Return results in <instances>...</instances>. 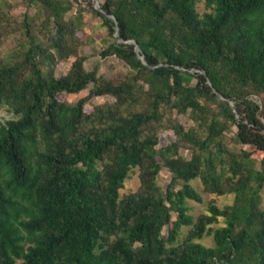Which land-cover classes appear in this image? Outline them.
Segmentation results:
<instances>
[{"label": "trees", "instance_id": "1", "mask_svg": "<svg viewBox=\"0 0 264 264\" xmlns=\"http://www.w3.org/2000/svg\"><path fill=\"white\" fill-rule=\"evenodd\" d=\"M25 1L36 10L17 21L0 0V105L16 115L0 124V264H264V0H100L122 42L89 0L113 36L100 55L131 69L118 83L85 68L83 8L65 17L79 0ZM163 129L174 138L162 145ZM136 167L137 188L121 193ZM195 179L232 203L194 218ZM208 235L213 246L196 241Z\"/></svg>", "mask_w": 264, "mask_h": 264}, {"label": "rangeland", "instance_id": "2", "mask_svg": "<svg viewBox=\"0 0 264 264\" xmlns=\"http://www.w3.org/2000/svg\"><path fill=\"white\" fill-rule=\"evenodd\" d=\"M7 1L10 4H12V7L10 8V13L16 18L17 21H21L25 13L34 14L36 10L34 5L28 3L25 0H7ZM65 1H70V0H65ZM78 3L75 2L73 3L74 7L66 13L65 17L66 18L72 17L78 11L77 8H79L80 6L81 8H83V10H81L82 24H81V28L77 31V35L81 39V44L78 48V53L86 56L85 68L87 70H91L93 68L97 69V72L99 74L111 78V80L114 83H118L122 81L125 78V76L130 72L131 69L115 55L102 57L99 53L113 40V36L108 35L106 27L102 24L101 17L96 15L92 10H90V7L88 5L89 0H79ZM197 10L200 13L205 10L204 3L202 1H199L197 3ZM15 37H17L16 34L13 33L10 34L6 38L4 44L2 45L1 50L7 51L10 47H12L15 42ZM73 59L74 57H70L67 60H63L59 62L55 69V74L59 76L65 73L69 69ZM88 91H89V87L77 93L60 92L59 94H57V97L61 101L74 103L80 97L87 95ZM254 99L257 103L261 102L260 99L256 96L254 97ZM112 101H113L112 97L107 95L95 96L90 99L89 103L85 106V109L89 111L92 109V106L94 105L104 106L105 104H108L109 102ZM13 118H16V115H14V113L6 105H0V124H3L7 120ZM178 118L185 126L192 124V121L186 114L178 115ZM159 138H160V144L163 145L174 138V133L170 129H163L159 132ZM247 148L252 149L251 146H248ZM180 154H182L186 158H189L190 150L182 148L180 149ZM261 156H262L261 151L259 150L253 151V157L256 160H259ZM169 175L170 174L168 170L163 167L157 178V182L161 187H165L166 183H168L170 179ZM138 183H139L138 168L136 167L133 168L132 171H130L129 177L126 178L124 182V186L120 190V192L127 193L129 191H133L137 188ZM191 184L201 193L203 197V201L200 203L195 202L193 200H188V203L191 206L190 213L194 218L201 212L206 211V206L208 204V201L210 200H214L219 207L232 203L233 194H225V195L209 194L208 192H205L203 190V186L201 185L198 179L192 180ZM219 224H221V221L219 222ZM187 229L188 227L185 226L181 228L179 235L180 238H183L185 236ZM163 234L166 235V227L163 229ZM196 241L201 242L206 246H213L212 236L210 235L204 236L203 238L197 239Z\"/></svg>", "mask_w": 264, "mask_h": 264}, {"label": "water", "instance_id": "3", "mask_svg": "<svg viewBox=\"0 0 264 264\" xmlns=\"http://www.w3.org/2000/svg\"><path fill=\"white\" fill-rule=\"evenodd\" d=\"M93 5H94V7H95L97 10H99L100 12H103L102 9L100 8L99 0H93ZM103 13H104L106 16L111 17V18L114 20V22H115V32H114V37H115V39H116V42H122V41H124L123 39H120L119 36H118V26H117V24H116V19H115V17H114L113 15L109 14V13H106V12H103ZM128 41H130V42H132V43L134 44V49H135V51H136V53H137V55H138V58H139L144 64H146V61H145L144 55H143V54H140V48H139L138 43H137L136 41L132 40V39H130V40H128ZM177 68H180V69H182V70H187V71H190V72H192V71H196L195 68H192V69H189V70L186 69V68H184V67H181V66H177ZM203 73L205 74V72H203ZM205 75H206V74H205ZM207 82L211 85V83H210L209 80H207ZM214 91L218 94V96H219L220 98L225 99V97H224L222 94H220L218 91H216L215 89H214ZM226 100L230 103V105L232 106L233 110L236 111L235 106H234V103H233L232 101H230L229 99H226Z\"/></svg>", "mask_w": 264, "mask_h": 264}]
</instances>
